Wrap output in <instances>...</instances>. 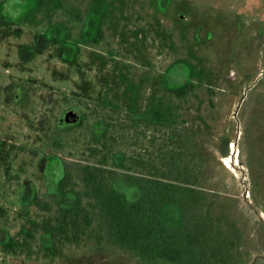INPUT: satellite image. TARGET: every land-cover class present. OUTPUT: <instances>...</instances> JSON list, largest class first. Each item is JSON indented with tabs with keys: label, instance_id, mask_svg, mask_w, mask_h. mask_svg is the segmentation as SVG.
Instances as JSON below:
<instances>
[{
	"label": "rangeland",
	"instance_id": "rangeland-1",
	"mask_svg": "<svg viewBox=\"0 0 264 264\" xmlns=\"http://www.w3.org/2000/svg\"><path fill=\"white\" fill-rule=\"evenodd\" d=\"M38 3L41 28L14 33L39 39V52L27 59L19 41L0 40V80L26 78L33 111L0 108V264H138L60 230L75 197L59 192L49 161L107 157L105 168L139 175L187 150L207 159L214 209L242 228L246 264H264V0ZM184 85L191 97L173 95ZM163 103L182 129L153 121ZM134 187L117 183L130 198Z\"/></svg>",
	"mask_w": 264,
	"mask_h": 264
},
{
	"label": "trees",
	"instance_id": "trees-1",
	"mask_svg": "<svg viewBox=\"0 0 264 264\" xmlns=\"http://www.w3.org/2000/svg\"><path fill=\"white\" fill-rule=\"evenodd\" d=\"M68 10L77 19V5ZM190 88L171 92L186 99L193 95ZM151 118L175 130L186 122L177 107L165 103L152 110ZM180 131L196 138L191 130ZM206 161L192 150L171 152L153 171L142 164L139 175L105 168L107 157L75 167L65 163L59 192L72 193L75 203L60 230H70L74 242L86 239L98 249L125 252L138 264H246L242 228L214 209L219 195L207 189ZM120 180L135 186V197L117 188Z\"/></svg>",
	"mask_w": 264,
	"mask_h": 264
},
{
	"label": "flooded vegetation",
	"instance_id": "flooded-vegetation-1",
	"mask_svg": "<svg viewBox=\"0 0 264 264\" xmlns=\"http://www.w3.org/2000/svg\"><path fill=\"white\" fill-rule=\"evenodd\" d=\"M0 7V40L19 41V47L21 48L22 52H25L27 54V59L30 54L32 57L34 50L39 52L38 49H41V41H39V39H35L33 44H29L28 42L25 43L24 41L20 42L21 39H25V36L23 35V27L25 28L27 26H35L36 30H39L41 28L42 22L40 21L39 16L42 14L40 12L42 5L38 3V0H3V3H1ZM77 7L79 10L80 6ZM90 14L91 12L89 13V15ZM89 15L87 16V18L89 17ZM26 16H30L32 18V21H26ZM34 17L36 19H34ZM87 18L85 19L87 20ZM101 25L102 23H99L96 36L94 38L95 40L102 32ZM16 30H20L23 34L20 35V33H14L16 32ZM7 71H9V69ZM28 71L30 70H28L27 68L24 69L25 73H28ZM28 82L29 81L26 78L18 79L17 77L7 78L6 81L0 80V108L6 112L12 104H15L18 107H21L23 110L33 112L29 108L31 102L29 101ZM14 92L15 95H13ZM2 116L5 117L4 112L3 114L0 113V117ZM47 154V157H49L51 153ZM49 164L51 173L57 171H55L54 169L59 170L57 171L58 175H50L51 179L55 180L56 184L59 186V183L65 175V162L62 164L61 162H57L55 160L53 161V159H51L49 161Z\"/></svg>",
	"mask_w": 264,
	"mask_h": 264
}]
</instances>
